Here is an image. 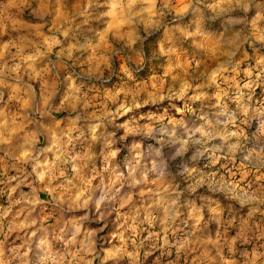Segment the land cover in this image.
Returning <instances> with one entry per match:
<instances>
[{"label": "clouds", "instance_id": "1", "mask_svg": "<svg viewBox=\"0 0 264 264\" xmlns=\"http://www.w3.org/2000/svg\"><path fill=\"white\" fill-rule=\"evenodd\" d=\"M0 264H264V0H0Z\"/></svg>", "mask_w": 264, "mask_h": 264}, {"label": "rangeland", "instance_id": "2", "mask_svg": "<svg viewBox=\"0 0 264 264\" xmlns=\"http://www.w3.org/2000/svg\"><path fill=\"white\" fill-rule=\"evenodd\" d=\"M78 2H79V0H73L74 5L77 4ZM155 70H156L155 65H153V71H155Z\"/></svg>", "mask_w": 264, "mask_h": 264}]
</instances>
